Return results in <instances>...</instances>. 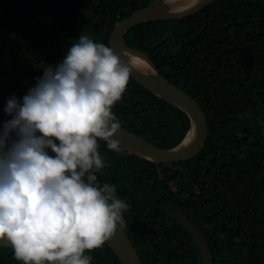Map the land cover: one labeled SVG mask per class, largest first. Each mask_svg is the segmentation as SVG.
<instances>
[{"label": "trees", "instance_id": "obj_1", "mask_svg": "<svg viewBox=\"0 0 264 264\" xmlns=\"http://www.w3.org/2000/svg\"><path fill=\"white\" fill-rule=\"evenodd\" d=\"M150 1L0 0V128L11 119L8 99L26 95L80 35L109 46L114 27ZM125 39L196 99L209 126L204 147L175 162L98 141L97 182L116 185L129 205L125 230L143 264H204L196 236L168 209L201 229L214 264H264V0H215L183 18L138 22ZM112 110L121 126L164 148L193 126L182 106L132 76ZM85 254L91 264H122L107 241ZM0 264L21 262L0 246Z\"/></svg>", "mask_w": 264, "mask_h": 264}, {"label": "clouds", "instance_id": "obj_2", "mask_svg": "<svg viewBox=\"0 0 264 264\" xmlns=\"http://www.w3.org/2000/svg\"><path fill=\"white\" fill-rule=\"evenodd\" d=\"M142 61L80 35L0 128V241L21 264H91L85 254L126 227L129 205L97 182L99 140L120 152L113 106Z\"/></svg>", "mask_w": 264, "mask_h": 264}, {"label": "water", "instance_id": "obj_3", "mask_svg": "<svg viewBox=\"0 0 264 264\" xmlns=\"http://www.w3.org/2000/svg\"><path fill=\"white\" fill-rule=\"evenodd\" d=\"M214 1L215 0H197L196 3L182 10H171L164 6V0H151L149 4L134 11L114 27L108 39L109 47L113 48L115 52L124 58H128L126 52L144 56L155 71L153 74H150L137 68L131 76L152 93L172 100L182 106L189 113L193 125L196 127V134L191 143L185 146L181 145L186 135L177 146L164 148L120 125L116 137L120 140L121 145L137 153L151 157L158 162L167 163L187 160L196 155L206 144L209 133L208 119L200 104L188 92L161 74L154 62L144 52L129 46L126 43L125 35L128 28L138 22L148 19L183 18L196 14ZM168 36L169 34L163 37L162 40L159 41V44L166 40ZM166 212L187 227L196 236L202 251L204 264H214L212 253L201 229L198 228L194 222L189 221L179 210L168 209ZM107 242L117 252L122 264H143L135 245L125 229H118ZM0 246H10V244L6 241H0Z\"/></svg>", "mask_w": 264, "mask_h": 264}, {"label": "bare ground", "instance_id": "obj_4", "mask_svg": "<svg viewBox=\"0 0 264 264\" xmlns=\"http://www.w3.org/2000/svg\"><path fill=\"white\" fill-rule=\"evenodd\" d=\"M196 2L197 0H164L163 4L171 10H182L193 5ZM126 55L128 56V58L135 57L142 61V64L137 67L139 70L150 74H153L155 72L153 66L144 56L132 52H126ZM195 134L196 127L195 125H193L181 145L185 146L191 143L193 138L195 137Z\"/></svg>", "mask_w": 264, "mask_h": 264}]
</instances>
